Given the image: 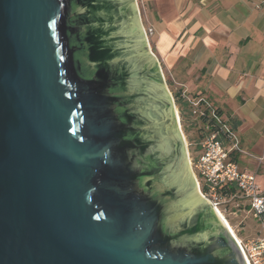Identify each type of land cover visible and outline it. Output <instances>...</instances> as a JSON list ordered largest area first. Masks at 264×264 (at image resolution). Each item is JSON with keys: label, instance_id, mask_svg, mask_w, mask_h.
Returning <instances> with one entry per match:
<instances>
[{"label": "water", "instance_id": "1", "mask_svg": "<svg viewBox=\"0 0 264 264\" xmlns=\"http://www.w3.org/2000/svg\"><path fill=\"white\" fill-rule=\"evenodd\" d=\"M138 18L0 0V264H245Z\"/></svg>", "mask_w": 264, "mask_h": 264}, {"label": "crops", "instance_id": "2", "mask_svg": "<svg viewBox=\"0 0 264 264\" xmlns=\"http://www.w3.org/2000/svg\"><path fill=\"white\" fill-rule=\"evenodd\" d=\"M163 78L218 110L233 158L264 187V0H135ZM165 80V83H166ZM167 84V83H166ZM264 191V190H261ZM256 236L259 227L256 223ZM241 239V238H240Z\"/></svg>", "mask_w": 264, "mask_h": 264}, {"label": "built area", "instance_id": "3", "mask_svg": "<svg viewBox=\"0 0 264 264\" xmlns=\"http://www.w3.org/2000/svg\"><path fill=\"white\" fill-rule=\"evenodd\" d=\"M143 29L149 45L152 29ZM149 50L154 55L150 45ZM195 105H198V102ZM199 111L203 114V110ZM209 117L214 122L210 125L209 133L199 144V155L193 161L188 153L189 166L196 180L197 192L217 213L221 212V204L230 201L244 202V207L259 227V234L247 241L235 236L233 238L245 264H264V191L260 190L255 176L241 171L232 158L231 154L238 148L237 143H232L230 148L226 147L222 137L229 138V132L222 121L214 111H210ZM232 187L235 188L234 191L231 190ZM221 188L226 191H222ZM240 208L241 204H235V212Z\"/></svg>", "mask_w": 264, "mask_h": 264}, {"label": "rangeland", "instance_id": "4", "mask_svg": "<svg viewBox=\"0 0 264 264\" xmlns=\"http://www.w3.org/2000/svg\"><path fill=\"white\" fill-rule=\"evenodd\" d=\"M138 19L139 22H141L140 18ZM166 83L164 85L165 89L171 97L172 102L175 104L179 115L181 131L185 140L187 151L189 153L190 158L194 161V159H196L200 153L199 144L206 137L210 130L208 128L207 123L203 122L199 118L200 105H191L184 98L180 101H177L176 94L180 91L173 89L168 84L167 80ZM261 190H264V187H261ZM237 203L241 204V208L240 210H237L235 212V204ZM220 209L221 213L226 218L227 222L230 224L237 237L241 238L243 241H247L256 236V221L244 207L243 201H230L221 204Z\"/></svg>", "mask_w": 264, "mask_h": 264}, {"label": "trees", "instance_id": "5", "mask_svg": "<svg viewBox=\"0 0 264 264\" xmlns=\"http://www.w3.org/2000/svg\"><path fill=\"white\" fill-rule=\"evenodd\" d=\"M182 99H183V98H182V94H181V93H177V94H176V100H177V101H180V100H182ZM214 112H215L216 115H218V110H214ZM209 114H210L209 110H208V109H204V110H203V114H199V118H200L203 122L207 123L209 130H211L210 125L214 122V120H211V118L209 117ZM231 155H232V158H233V153H232ZM233 159H234V158H233ZM221 189H222V191H224V192L226 191V190H224V188H221ZM231 190L234 191L235 188L232 187ZM227 191H228V190H227Z\"/></svg>", "mask_w": 264, "mask_h": 264}, {"label": "bare ground", "instance_id": "6", "mask_svg": "<svg viewBox=\"0 0 264 264\" xmlns=\"http://www.w3.org/2000/svg\"><path fill=\"white\" fill-rule=\"evenodd\" d=\"M218 214H219L220 218L223 220V222H224L225 224H227L228 229H229L230 233L232 234V236H235V238H237V236H236L235 233L233 232L232 227H231L230 224L227 222V220H226V218L223 216V214H222L221 212H218Z\"/></svg>", "mask_w": 264, "mask_h": 264}]
</instances>
